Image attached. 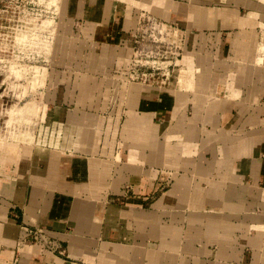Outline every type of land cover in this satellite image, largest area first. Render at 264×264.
<instances>
[{"label": "crops", "instance_id": "crops-1", "mask_svg": "<svg viewBox=\"0 0 264 264\" xmlns=\"http://www.w3.org/2000/svg\"><path fill=\"white\" fill-rule=\"evenodd\" d=\"M43 2L15 45L49 67L4 61L46 85L0 140V264H264V0ZM142 12L185 30L168 85L127 79Z\"/></svg>", "mask_w": 264, "mask_h": 264}, {"label": "rangeland", "instance_id": "rangeland-1", "mask_svg": "<svg viewBox=\"0 0 264 264\" xmlns=\"http://www.w3.org/2000/svg\"><path fill=\"white\" fill-rule=\"evenodd\" d=\"M2 9H6V11L1 12ZM3 13L10 20L4 22V19L0 18V25H6V28H1L2 31L5 32V30H8L10 33L13 31L15 33L13 32V38H11L7 44L9 49L6 48L4 51L0 50V140L21 148L27 147L28 149L30 144H34L33 133L37 126L38 117L34 118V115L29 113L30 116L28 120L19 119L17 117L12 118L11 110L15 104L21 106L25 101L32 99L40 102L42 109L43 104L40 98L45 95L46 84L43 87L38 86V88L35 89L30 83L32 74L19 75L4 61L7 59L15 62L21 61L28 66L39 65L49 67L48 64H50V62L45 60V55L40 52L37 47H26L24 50L17 47V45H15V35L20 27L24 25H26V27L33 26V24H27L30 22V19H32V23L33 19L37 22H41L42 19L55 16L56 13H53L52 9L50 11L49 8H46L42 0H0V17ZM79 25L80 24L74 25V30H77ZM47 31L48 30L45 32ZM41 43L43 47H46L45 38L41 40ZM65 43L66 42L63 41V43H59V45L61 47H68L69 45ZM84 44L85 51L89 53V51L92 50L93 44L89 41ZM88 56L89 54H87V57ZM55 58L58 60L62 59V62L67 60V57L62 54H58ZM79 61L83 62L85 60L80 59ZM25 85L27 89L25 94H23L22 91ZM111 107L112 105L108 107V110H111Z\"/></svg>", "mask_w": 264, "mask_h": 264}, {"label": "built area", "instance_id": "built-area-1", "mask_svg": "<svg viewBox=\"0 0 264 264\" xmlns=\"http://www.w3.org/2000/svg\"><path fill=\"white\" fill-rule=\"evenodd\" d=\"M4 11L6 9L1 12ZM0 18L4 22L10 20L4 13ZM1 28H6V25H0V50L4 51L9 49L7 44L13 38L14 31L3 32ZM184 43L185 30L175 22L142 12L132 33V54L127 79L159 86L168 85L181 66ZM46 247L59 254L64 252L61 246L54 247L51 242Z\"/></svg>", "mask_w": 264, "mask_h": 264}, {"label": "bare ground", "instance_id": "bare-ground-1", "mask_svg": "<svg viewBox=\"0 0 264 264\" xmlns=\"http://www.w3.org/2000/svg\"><path fill=\"white\" fill-rule=\"evenodd\" d=\"M43 1H44V0H43ZM50 4H53V3H50ZM45 5H46V4H45ZM46 6H47V5H46ZM49 7H50V6H49ZM50 10H51V9H50ZM48 18H49V17H48ZM50 18H52V17H50ZM35 22H37L35 19H33V23H32V19H30V22L27 23V24H33V26H31V27H28V26H27V27H26V25H24V26L20 27V28L17 30L16 35H18V32L21 31L22 29H23V30H26V32L30 31V33H31V31H34V30L36 31V29H34V28H36V27L38 28L39 26L36 25ZM47 22H48V21H47ZM39 24H40V23H39ZM42 24H43V23H42ZM45 29H48V25H47V24H43V25H42V30H45ZM35 31H34V32H35ZM37 31H38V30H37ZM21 32H22V31H21ZM26 32H25V33H26ZM34 32H33V33H34ZM39 32H41V31H39ZM39 32H36V33H39ZM22 33H23V32H22ZM44 33H45V31H44ZM44 33H43V34H44ZM23 34H24V33H23ZM39 34H40V33H39ZM16 35H15V38H16ZM40 35H42V34H40ZM25 36H27V35L25 34ZM34 36H35V35H34ZM46 36H47V35H46ZM21 37H22V36H21ZM28 37H30L29 33H28L27 38H28ZM38 37H41V36L38 35L36 38H38ZM43 37H44V36H43ZM52 37H53V36H52ZM30 38H31V37H30ZM30 38H29V39H30ZM36 38H35V39H34V38H31V39L37 40ZM44 38H45V37H44ZM25 39H26V38H25ZM39 39H40V38H39ZM34 40H33V41H34ZM40 40H41V39H40ZM42 40H43V39H42ZM46 41L49 42L48 39H47V40L45 39V42H46ZM51 42H52V41H51ZM35 44H37V43H35ZM30 45H31V43H30ZM49 45H51V43H50ZM14 62H15V61H14ZM10 67H11V65H10ZM26 68H27V67H26ZM14 69H15V68H14ZM24 69H25V68H24ZM27 69H29V68H27ZM22 70H23V69H22ZM23 71L26 72V70H23ZM27 71H28V70H27ZM43 79H44V78H43ZM25 87H26V86H25Z\"/></svg>", "mask_w": 264, "mask_h": 264}]
</instances>
